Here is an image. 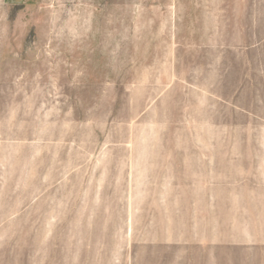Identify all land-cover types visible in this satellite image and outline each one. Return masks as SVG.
<instances>
[{
  "label": "rangeland",
  "instance_id": "1",
  "mask_svg": "<svg viewBox=\"0 0 264 264\" xmlns=\"http://www.w3.org/2000/svg\"><path fill=\"white\" fill-rule=\"evenodd\" d=\"M0 264H264V0H0Z\"/></svg>",
  "mask_w": 264,
  "mask_h": 264
},
{
  "label": "crops",
  "instance_id": "2",
  "mask_svg": "<svg viewBox=\"0 0 264 264\" xmlns=\"http://www.w3.org/2000/svg\"><path fill=\"white\" fill-rule=\"evenodd\" d=\"M7 2H9V3H15V2H17V0H7Z\"/></svg>",
  "mask_w": 264,
  "mask_h": 264
}]
</instances>
